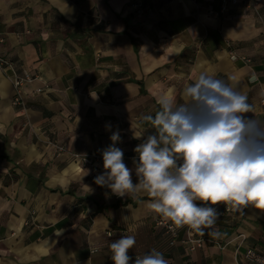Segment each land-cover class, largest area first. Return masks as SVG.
Returning a JSON list of instances; mask_svg holds the SVG:
<instances>
[{
  "label": "crops",
  "instance_id": "crops-1",
  "mask_svg": "<svg viewBox=\"0 0 264 264\" xmlns=\"http://www.w3.org/2000/svg\"><path fill=\"white\" fill-rule=\"evenodd\" d=\"M259 9L264 16V0ZM0 32V57L11 63L0 65V264H113L109 245L122 235L135 236L133 261L155 248L169 264H254L247 252H264V211L208 205L220 213L209 229L219 232L209 234L216 243L191 250L183 226L172 245L157 225L168 219L147 207L152 197L116 196L94 183L103 158L90 165L74 157L102 155L119 129L116 146L137 182L134 135L155 133L145 117L160 110L159 97L184 103L183 89L201 72L246 94L253 111L244 115L264 122V23L253 8L0 0ZM25 73L34 79L21 89V106L14 78Z\"/></svg>",
  "mask_w": 264,
  "mask_h": 264
},
{
  "label": "clouds",
  "instance_id": "clouds-1",
  "mask_svg": "<svg viewBox=\"0 0 264 264\" xmlns=\"http://www.w3.org/2000/svg\"><path fill=\"white\" fill-rule=\"evenodd\" d=\"M183 96L185 102L180 104L160 96V110L145 117L155 133L134 135L141 140L134 149L137 182L123 150L116 146L121 141L117 129L110 136L112 143L102 150L105 171L94 183L118 197L147 194L153 198L148 208L201 235L220 215L208 205L230 204L238 212L251 205L264 211V122L244 115L253 111L247 95L201 72L183 89ZM105 127L111 130L110 124ZM135 244L133 235L111 242L113 264H169L155 248L133 261L128 253Z\"/></svg>",
  "mask_w": 264,
  "mask_h": 264
},
{
  "label": "built area",
  "instance_id": "built-area-1",
  "mask_svg": "<svg viewBox=\"0 0 264 264\" xmlns=\"http://www.w3.org/2000/svg\"><path fill=\"white\" fill-rule=\"evenodd\" d=\"M243 2L247 7L253 8L256 12V15L259 17V19L264 23V16L261 13L259 9V0H223V9L225 10L228 7L229 3L237 4ZM134 7L136 10L141 11L142 4L140 2H137L134 4ZM6 38L5 35L0 32V44L5 42ZM246 61H250L249 59H246ZM0 65L1 66H11L10 61L0 57ZM34 79V76L30 73H25L24 75H16L14 78V85L17 90L16 96L14 99V103L16 105L25 106V102L21 96V89L23 86L31 82ZM264 102V99H263ZM57 149L59 152H64L65 148L63 146L57 145ZM75 159L86 163L90 165H95L97 161L102 159V155L99 154H91V155H74ZM178 163H182V161H178ZM201 206V205H200ZM232 206L230 204H227L225 211L229 212L231 211ZM157 225L164 229L165 233L168 235L170 243L172 245H176L180 241V227H177L173 222L168 220H159L157 222ZM185 230L191 235L189 238V241L191 243V250H194L196 248H202L208 244L216 243L215 240L209 235V229H205V234L201 235L195 230L191 229L188 226H184ZM247 257L250 259L254 264H264V252L263 253H257L255 249H249L247 252Z\"/></svg>",
  "mask_w": 264,
  "mask_h": 264
}]
</instances>
